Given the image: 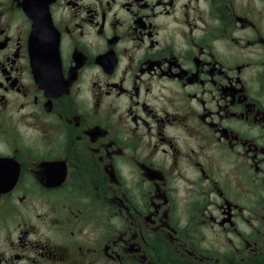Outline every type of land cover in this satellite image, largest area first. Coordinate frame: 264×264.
I'll return each instance as SVG.
<instances>
[{"label": "flooded vegetation", "instance_id": "af4514ba", "mask_svg": "<svg viewBox=\"0 0 264 264\" xmlns=\"http://www.w3.org/2000/svg\"><path fill=\"white\" fill-rule=\"evenodd\" d=\"M0 264H264V0H0Z\"/></svg>", "mask_w": 264, "mask_h": 264}, {"label": "water", "instance_id": "95a60500", "mask_svg": "<svg viewBox=\"0 0 264 264\" xmlns=\"http://www.w3.org/2000/svg\"><path fill=\"white\" fill-rule=\"evenodd\" d=\"M46 27H47V25H45ZM30 41H31V44H32V46H36L40 41L37 39V35L36 34H33L32 36H31V39H30ZM53 53V52H52Z\"/></svg>", "mask_w": 264, "mask_h": 264}]
</instances>
